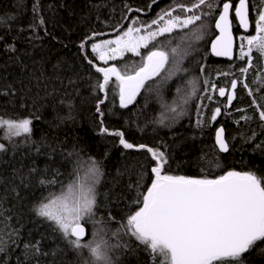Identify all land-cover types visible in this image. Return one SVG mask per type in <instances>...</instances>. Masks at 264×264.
Wrapping results in <instances>:
<instances>
[{"label": "trees", "instance_id": "trees-1", "mask_svg": "<svg viewBox=\"0 0 264 264\" xmlns=\"http://www.w3.org/2000/svg\"><path fill=\"white\" fill-rule=\"evenodd\" d=\"M192 2L0 0V117L32 120L30 136L0 135V143L7 149L0 152V198L4 199L0 211L10 209L0 216V240L7 242L6 246L0 245L4 247L0 264H84L90 258L88 249L74 248L52 221L36 211L49 193L59 194L66 190L62 186L74 181L77 175L84 176L91 166L89 158L99 164L103 175L96 185L95 216L84 221L89 235L83 242L92 241L93 233L98 231L95 239L107 241L116 264H160V257L153 260L144 245L121 230L126 217L139 207L133 203L138 194L137 181L143 174L139 187L143 192L153 178L150 169L155 161L146 149L125 148L119 136L110 134L113 132H123V138L134 146L143 144L165 152L166 171L173 175L214 178L235 170L264 177V121L259 119L252 97L239 82L235 99L226 107L232 80L244 79L239 70L245 61L237 59V53L233 61H227L214 58L210 52L216 36L215 21L227 0H211V10L205 5L197 13L211 11V15L206 14L189 28L171 34V46L175 47L182 35L193 40L188 33L197 25L211 26L212 33L201 42L194 39L195 42L180 43L187 55L178 69L171 63L166 66L175 77L169 87L150 92L154 81L162 79L157 76L147 81L131 104L121 107L118 91L110 84L108 98L99 105L103 116L97 111L104 93L96 87L101 74L87 62L94 56L90 45L114 39L131 27L133 20L150 23L163 10L175 7L174 15H184L176 6ZM232 3L235 7L238 0ZM249 3L252 19L264 8V0ZM233 27L237 37L247 35L234 16ZM92 36L94 39H89ZM151 47L150 44L142 55ZM252 55L254 67L249 69L245 82L260 102L264 86L256 92L258 84L254 77H264V60L256 51ZM140 63L141 57L128 55L114 64L132 71L130 68ZM186 77L188 83L184 82ZM189 81H196L195 96L191 95ZM179 87L183 94L177 93ZM220 88L226 90L225 96L219 95ZM171 100L175 112L170 110ZM185 100L187 103L182 105ZM216 108L221 109V114L213 121ZM244 116L251 119H242ZM221 126L229 144L226 154L215 143L216 130ZM104 128L108 133L103 132ZM41 180L57 183L42 184ZM110 216L115 219H109ZM12 229L19 230V247L8 238ZM118 230L119 234L114 235ZM37 240L47 255L26 259L24 243ZM125 244L128 246L123 247ZM243 261L264 264V242H258Z\"/></svg>", "mask_w": 264, "mask_h": 264}, {"label": "snow or ice", "instance_id": "snow-or-ice-1", "mask_svg": "<svg viewBox=\"0 0 264 264\" xmlns=\"http://www.w3.org/2000/svg\"><path fill=\"white\" fill-rule=\"evenodd\" d=\"M155 2L156 0H153V3ZM205 5L210 10L214 6L211 0H193L190 5L179 4L176 7L184 15H174L175 7L163 10L150 23H141L136 19L132 21L131 27L114 39L93 42L90 50L94 56L87 62L101 74L96 87L104 93V98L97 104V111L100 112L99 105L104 103L109 91L112 90L110 84H114L115 90L118 91L121 107H127L139 95L145 82L160 76L170 63L178 69L187 52L181 48L180 43L175 47L171 46L173 39L171 34L178 29L189 28L206 14L211 15V11L208 13L200 11L197 14ZM230 13L237 19L239 27L249 34L238 37L233 35V19L230 18ZM215 28L219 30V35L211 42V53L231 59L235 50L237 59L245 61V66L239 70L244 79L232 80V92L228 95L226 107L235 99V89L239 82L252 97V104L256 107L259 119L264 121V108L261 107L264 96L258 102L253 89L245 82L249 69L254 67L253 52L256 51L264 56V8L250 19L249 0H238L235 7L232 0H227L222 4V10L215 21ZM116 31L119 32V29ZM166 34L168 38L165 40L158 39L165 37ZM89 39H94V36ZM185 39H187L185 36L179 37L181 43ZM195 39H202V36L196 35ZM150 44L152 47L142 55L141 49L149 48ZM84 46V43L80 45L82 50ZM127 53L141 57V63L132 71L127 67L121 69L114 63L109 64L110 61L122 59ZM96 62H103L105 66H99ZM172 74L170 71L169 77ZM254 82L258 84L255 91H261L264 77H254ZM189 83L192 85L191 95L195 96L196 81ZM204 83L207 81L205 80ZM177 91L179 92L180 89L177 88ZM225 94L226 90L220 88L219 95L225 96ZM184 103H187V100ZM170 110L175 112L176 108L172 107ZM220 114L221 109L216 108L211 119L216 120ZM100 115L103 116V112H100ZM242 119L249 120L251 117L244 116ZM31 125L32 120L29 118L0 117V127L6 128L14 136L22 134L30 136ZM103 132L108 133V129L104 128ZM223 133L224 129L221 127L216 133V141L220 149L226 152L228 145ZM110 134L119 136L120 144L127 149L134 147L146 149L155 161V166L150 169L153 178L143 192L139 191L144 180L143 174L137 181L138 194L133 203L139 207L121 224L123 233L134 237L144 245L152 254L153 260L158 256L160 264H244V255L256 247L258 242H264V177L252 171L235 170L214 178L173 175L166 171L168 156L165 152L143 144L134 146L123 138V132ZM6 150L5 145L0 143V152ZM89 159L91 166L84 176L77 175L74 181L62 186L66 190H62L59 194L49 193V196L45 197L46 202H41L36 211L40 217L52 221L74 248L89 250L90 258L85 260L84 264H116L110 254L111 247L107 241L95 239L98 231L93 233L92 241L82 242L86 235L82 221L95 216L97 207L95 189L103 175L99 164ZM40 183L55 184L57 181L41 180ZM3 205L4 199L0 198V209H3ZM4 211L10 209L0 211V216L4 215ZM7 219L11 218L7 217ZM109 219L115 218L110 216ZM118 234L119 230L114 233V235ZM8 238L12 244L19 247L18 229H12L8 233ZM6 243L0 240V245L6 246ZM127 246L123 245V247ZM23 247L26 259L29 256L47 255L43 252L39 240L25 242ZM3 250L4 247L0 246V251Z\"/></svg>", "mask_w": 264, "mask_h": 264}, {"label": "rangeland", "instance_id": "rangeland-1", "mask_svg": "<svg viewBox=\"0 0 264 264\" xmlns=\"http://www.w3.org/2000/svg\"><path fill=\"white\" fill-rule=\"evenodd\" d=\"M179 30V29H178ZM178 30H176V31H178ZM175 31V32H176ZM188 34H192V35H190V37L191 38H194L195 39V36L196 35H200V36H202V39H199V40H197V39H195V41L196 42H201V41H203L207 36H210V35H212V33H211V26H206V25H203V24H201V25H197L195 28H194V30L190 33H188ZM166 36H167V34H166ZM182 36H185V37H187V39H185L184 41H183V43H181L180 42V40L178 39V43H181V45H183V44H187V43H190V42H195L194 41V39L192 40V39H190V38H188L189 36H187V35H182ZM160 38H162V37H159L158 39H160ZM113 39V38H112ZM102 41V40H101ZM100 42V41H99ZM144 49H141V52L143 51ZM128 55H131V56H135L134 54H132V53H127L122 59H118V60H123L124 58H126ZM135 57H137V56H135ZM118 60H116V61H118ZM263 60H264V56H263ZM116 61H110L109 62V64H113V63H115ZM101 63H103V62H101ZM130 69H132L133 70V67H131ZM171 71V68H169V69H165L164 70V72L162 73V74H160V76L162 77V79L161 80H158V81H154V83L152 84V87L153 88H150V92H156V89H158L159 91H162L164 88H166V87H169V82H171V80H174V73H173V71H171L173 74L169 77V72ZM157 77H155V79H156ZM184 82L186 83H188V79H187V77L185 78V80H184ZM179 89H180V91L179 92H181V94H183V89H181L180 87H179ZM178 91H177V93H179ZM188 100H189V98H188ZM184 104V102L182 101V105ZM175 107V104H174V102H173V100H171L170 102H169V107ZM184 114V113H183ZM2 134H9V132H8V130L6 129V128H3V127H0V135H2ZM95 191H96V194H97V192H98V189H97V187H96V189H95ZM88 218H86L85 219V221L87 220ZM82 224H84V221H82Z\"/></svg>", "mask_w": 264, "mask_h": 264}, {"label": "water", "instance_id": "water-1", "mask_svg": "<svg viewBox=\"0 0 264 264\" xmlns=\"http://www.w3.org/2000/svg\"><path fill=\"white\" fill-rule=\"evenodd\" d=\"M238 4V3H237ZM236 4V5H237ZM250 13H251V10H250V3H249V17H250V19H251V15H250ZM233 14L232 13H230V18H232L233 19ZM218 19V18H217ZM216 19V20H217ZM236 19V18H235ZM236 21H237V19H236ZM238 23V22H237ZM215 26V25H214ZM241 28V27H240ZM241 30L244 32V33H246V34H249L248 32H245V30L243 29V28H241ZM215 31H216V36H218L219 35V30L218 29H216L215 28ZM232 31H233V35L234 36H236L235 35V33H234V27L232 28ZM249 32H251V29L249 30ZM216 36L213 38V40L216 38ZM212 40V41H213ZM211 41V42H212ZM210 52H211V44H210ZM212 54V53H211ZM212 56L214 57V58H217V59H222V60H227V61H233L234 60V58H235V56H236V51L234 50V54H233V57L231 58V59H229L228 57H218V56H215L214 54H212ZM147 82V81H146ZM145 82V83H146ZM145 85V84H144ZM142 91V89L140 90V92ZM138 96V95H137ZM136 96V97H137ZM222 127V126H221ZM221 127H219L217 130H216V133H217V131L221 128ZM223 129H224V133H223V138H224V140L226 141V143H227V145H228V151H229V144H228V140H227V137H226V131H225V128L223 127ZM216 133H215V143H216V146H217V148L219 149V151L222 153V154H226V153H228V151H222L221 149H220V147H219V144L217 143V141H216ZM84 225V224H83ZM84 227H85V229H86V235H85V237L83 238V241H85V240H87V238H88V235H89V233H88V229H87V226L86 225H84ZM74 238V237H73ZM82 241V242H83Z\"/></svg>", "mask_w": 264, "mask_h": 264}, {"label": "bare ground", "instance_id": "bare-ground-1", "mask_svg": "<svg viewBox=\"0 0 264 264\" xmlns=\"http://www.w3.org/2000/svg\"><path fill=\"white\" fill-rule=\"evenodd\" d=\"M220 60V59H219Z\"/></svg>", "mask_w": 264, "mask_h": 264}]
</instances>
